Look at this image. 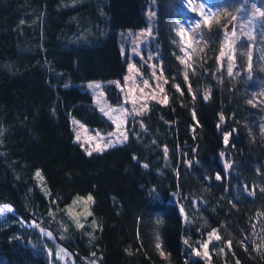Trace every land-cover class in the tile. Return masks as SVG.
Listing matches in <instances>:
<instances>
[{"label": "trees", "instance_id": "obj_1", "mask_svg": "<svg viewBox=\"0 0 264 264\" xmlns=\"http://www.w3.org/2000/svg\"><path fill=\"white\" fill-rule=\"evenodd\" d=\"M194 2L212 14L194 26L187 56L186 0H0V202L28 223H67L60 242L82 261L264 264V0ZM149 6L168 103L133 120L124 147L89 155L73 121L114 128L75 86L123 79L119 34L146 29ZM106 93L120 104L114 87ZM90 195L93 235L64 214ZM39 241L10 217L0 264H51Z\"/></svg>", "mask_w": 264, "mask_h": 264}, {"label": "rangeland", "instance_id": "obj_2", "mask_svg": "<svg viewBox=\"0 0 264 264\" xmlns=\"http://www.w3.org/2000/svg\"><path fill=\"white\" fill-rule=\"evenodd\" d=\"M78 3H70V6ZM186 11L183 20L178 22L179 33L182 34L186 45L187 56L193 46L194 26L203 20L209 19L212 12L206 5H195L194 0H186ZM246 28L252 30L255 26L256 15L249 14ZM148 27L141 31H129L119 34L124 59L127 63V73L121 81L110 83H88L77 87L80 91L90 94L99 113L113 126V131L103 134L97 130H90L77 121L72 126L76 142L89 154L107 153L116 148H122L127 144L129 124L136 118L144 116L153 103L167 104L166 92L167 78L158 47V20L154 6H149L146 12ZM237 29L234 27L233 36L229 37L231 44L237 39ZM188 50V51H187ZM99 85V87H96ZM114 87L120 101L118 106L112 104L106 93V89ZM79 137V139L77 138ZM99 145V150H97ZM39 174V175H38ZM38 185L44 189V176L37 173ZM43 179V180H42ZM43 194L50 196L47 187ZM95 204L92 195L78 197L65 208V216L68 223L76 230L88 228L94 232L98 231V222L93 216ZM9 211L15 214L14 207L8 205ZM53 217V222L45 223L31 222L32 230L40 236L37 248L46 254L51 264H99L97 260H80L68 251L60 241L66 240L71 227L67 223ZM0 220H4V214L0 211ZM66 220V219H65Z\"/></svg>", "mask_w": 264, "mask_h": 264}, {"label": "bare ground", "instance_id": "obj_3", "mask_svg": "<svg viewBox=\"0 0 264 264\" xmlns=\"http://www.w3.org/2000/svg\"><path fill=\"white\" fill-rule=\"evenodd\" d=\"M10 217H14L18 220V222L26 229L28 230H32L33 228L31 227V223H28L27 221H25L21 216L17 215V214H4V220H0V224L4 223L6 221L9 220Z\"/></svg>", "mask_w": 264, "mask_h": 264}, {"label": "built area", "instance_id": "obj_4", "mask_svg": "<svg viewBox=\"0 0 264 264\" xmlns=\"http://www.w3.org/2000/svg\"><path fill=\"white\" fill-rule=\"evenodd\" d=\"M8 205H10V204L0 202V211H2L3 214H14L11 210L9 211ZM15 214H16V212H15Z\"/></svg>", "mask_w": 264, "mask_h": 264}, {"label": "water", "instance_id": "obj_5", "mask_svg": "<svg viewBox=\"0 0 264 264\" xmlns=\"http://www.w3.org/2000/svg\"><path fill=\"white\" fill-rule=\"evenodd\" d=\"M234 27H235V21H232L231 24L227 27V35L229 37L233 36Z\"/></svg>", "mask_w": 264, "mask_h": 264}, {"label": "snow or ice", "instance_id": "obj_6", "mask_svg": "<svg viewBox=\"0 0 264 264\" xmlns=\"http://www.w3.org/2000/svg\"><path fill=\"white\" fill-rule=\"evenodd\" d=\"M96 87H99V85H96ZM77 138L79 139V137H77ZM97 150H99V145H97ZM89 154H91V153H89Z\"/></svg>", "mask_w": 264, "mask_h": 264}]
</instances>
